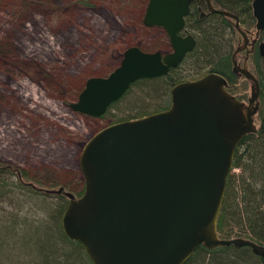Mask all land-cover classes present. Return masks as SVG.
I'll list each match as a JSON object with an SVG mask.
<instances>
[{
	"label": "water",
	"instance_id": "obj_1",
	"mask_svg": "<svg viewBox=\"0 0 264 264\" xmlns=\"http://www.w3.org/2000/svg\"><path fill=\"white\" fill-rule=\"evenodd\" d=\"M191 0H148L143 23L165 29L171 52L126 48L107 76L90 77L69 107L101 117L138 79L166 75L195 45L182 36ZM209 11H217L206 0ZM256 28L264 29V0H252ZM234 20L246 47L248 37ZM239 49H237L238 51ZM264 55V42L259 45ZM234 70L251 81L247 102L226 90V79L208 72L171 88L170 105L140 118L109 124L93 134L79 154L84 190L68 198L61 217L65 235L80 242L92 264H184L198 245L264 246L245 238H221L217 221L227 174L241 139L255 132L259 85L246 61Z\"/></svg>",
	"mask_w": 264,
	"mask_h": 264
},
{
	"label": "rangeland",
	"instance_id": "obj_2",
	"mask_svg": "<svg viewBox=\"0 0 264 264\" xmlns=\"http://www.w3.org/2000/svg\"><path fill=\"white\" fill-rule=\"evenodd\" d=\"M147 2L0 0L2 165L40 177L41 188L57 189L64 183L74 194L81 189L83 145L111 124L112 114L125 116L128 109L120 106L116 113L92 117L74 112L69 105L77 100L88 78L107 76L116 68L126 48L170 51L168 43L161 42L165 32L143 24ZM249 30L253 35L255 28ZM248 67L253 70L251 59ZM182 70L187 72L185 66ZM239 79L237 87L246 93L240 98L246 101L250 84ZM149 104L154 107L157 102ZM8 180L15 181V177ZM26 193L17 189L15 198H0V216L18 211L28 219L43 217L35 203L50 211L59 201L52 193L32 202ZM6 251L0 253V264L8 260L15 264L12 256H3Z\"/></svg>",
	"mask_w": 264,
	"mask_h": 264
},
{
	"label": "trees",
	"instance_id": "obj_3",
	"mask_svg": "<svg viewBox=\"0 0 264 264\" xmlns=\"http://www.w3.org/2000/svg\"><path fill=\"white\" fill-rule=\"evenodd\" d=\"M215 2L222 9L235 13L242 30L250 33L249 28L254 27L255 23L252 0ZM233 22L216 13L200 20L194 14L189 15L186 27L192 32L196 42L180 65L170 69L166 75L136 80L102 116L116 113L120 106L126 107L128 115L112 114V124L164 110L170 105V91L174 85L195 80L208 71L224 76L228 91L241 100L240 97L246 93L244 88L237 87L240 79L232 71L231 65V52L240 36ZM260 35L264 38V31ZM161 42L169 45L166 35ZM250 59L252 72L259 85V108L255 118L257 128L255 132L245 135L235 148L233 166L227 174L217 230L221 238H245L264 246V57L256 49ZM184 66L187 72H183ZM146 101L157 102V105L153 107V104ZM10 177H15V181H9ZM42 185L40 177H29L20 169L0 163V198H15L17 189L26 191L32 202L37 198L50 197L52 193L44 192ZM62 187L69 191L67 184L63 183ZM83 190L82 183L75 195L80 196ZM54 196L59 201L50 211L46 205L42 207L35 203V209L42 212L43 217L28 219L18 211L0 216V253L8 250L3 254L4 257H13L15 264H92L83 245L69 239L62 230L61 217L68 198L63 193ZM5 262L13 264L10 260ZM184 264H264V257L255 254L248 246L230 244L208 249L198 245Z\"/></svg>",
	"mask_w": 264,
	"mask_h": 264
},
{
	"label": "flooded vegetation",
	"instance_id": "obj_4",
	"mask_svg": "<svg viewBox=\"0 0 264 264\" xmlns=\"http://www.w3.org/2000/svg\"><path fill=\"white\" fill-rule=\"evenodd\" d=\"M211 1V5L213 6V8L217 11L219 10H224V11H228L226 9H222L216 2L215 0H210ZM148 3V2H147ZM147 6V5H146ZM146 9V8H145ZM217 11H209L208 9V6H207V3H206V0H191L190 3H189V12L188 14L185 16L184 20H185V24H184V27L183 29L179 32L180 35L182 36H186V35H192L194 37V35L192 34V32H190L187 27H186V19L189 15L191 14H194L196 15V17L200 20V19H204L206 16H208L209 14L211 13H216V14H219V15H223L225 16L224 14H221ZM230 12V11H229ZM233 13V12H232ZM145 14V13H144ZM235 14V13H234ZM252 14H253V11H252ZM144 17V16H143ZM225 17H228V16H225ZM229 19H232L230 17H228ZM255 19V18H254ZM233 20V19H232ZM143 21V19H142ZM234 21V20H233ZM239 21V19H238ZM144 24V23H143ZM234 24V22H233ZM240 24V23H239ZM256 19H255V23H254V28H255V32L253 35H251L250 33H246L247 34V37H248V42L246 44V47L241 49L243 47V39L241 38V36H239L240 38V41L238 39V43L236 44V46L233 48L232 52H231V65H232V71L235 73L236 76L238 77H242L245 78L249 84H250V87H251V81L249 79H247L244 75L240 74V72L238 71H235L234 70V61L235 63L237 64V66H239L240 68L243 67V64H244V61H246V64H247V67H248V61L249 59L251 58V54L257 49L258 53L260 54V51H259V45L264 42V38H262V36L260 35L261 33H263L264 29H259L257 30L256 28ZM146 26V25H145ZM155 27H159L161 28L164 32H165V35L167 36L168 38V41H169V46H170V51H167V52H171L172 51V46L170 44V39L168 37V34L167 32L165 31V29L163 27H160V26H155ZM238 32V31H237ZM240 35V34H239ZM195 39V37H194ZM196 42V41H195ZM194 48V47H193ZM141 49V48H140ZM237 49H239L237 51ZM161 51V50H160ZM162 52V51H161ZM190 52V51H189ZM163 53H166V52H163ZM188 53V52H187ZM186 53V54H187ZM185 54V56H186ZM261 55V54H260ZM184 56V58H185ZM262 57H264V55H261ZM184 58L182 59V61L184 60ZM239 59H241V63L239 61ZM181 61V62H182ZM180 62V63H181ZM180 65V64H179ZM178 65V66H179ZM177 67V66H176ZM174 67V68H176ZM172 69V68H171ZM249 69V67H248ZM250 70V69H249ZM251 71V70H250ZM208 72H212V71H208ZM208 72H206L205 74H207ZM252 72V71H251ZM217 73V72H215ZM253 73V72H252ZM219 74V73H218ZM221 75V74H220ZM203 76V75H202ZM255 76V75H254ZM201 77V76H200ZM224 77V76H223ZM225 78V77H224ZM226 79V78H225ZM226 90L228 91L227 89V84H226ZM229 93H231L230 91H228ZM232 94V93H231ZM234 95V94H232ZM236 97V95H234ZM250 96V94H249ZM249 98V97H248ZM247 98V99H248ZM236 99H238L236 97ZM240 100V99H238ZM247 102V100H246Z\"/></svg>",
	"mask_w": 264,
	"mask_h": 264
}]
</instances>
